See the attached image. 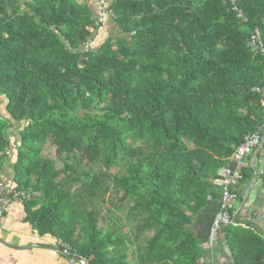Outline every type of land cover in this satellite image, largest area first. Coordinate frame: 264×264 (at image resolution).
I'll list each match as a JSON object with an SVG mask.
<instances>
[{
  "label": "trees",
  "instance_id": "16d2710c",
  "mask_svg": "<svg viewBox=\"0 0 264 264\" xmlns=\"http://www.w3.org/2000/svg\"><path fill=\"white\" fill-rule=\"evenodd\" d=\"M99 2L0 0V175L12 165L27 220L88 264H205L195 216L263 131L264 56L248 40L256 26L264 39V0H238L246 23L227 0H107L104 22ZM49 141L61 168L42 154ZM76 156L122 158L125 172L92 176ZM108 194L118 220L96 207ZM236 219L218 234L230 261L264 264V237Z\"/></svg>",
  "mask_w": 264,
  "mask_h": 264
},
{
  "label": "crops",
  "instance_id": "0c3cea01",
  "mask_svg": "<svg viewBox=\"0 0 264 264\" xmlns=\"http://www.w3.org/2000/svg\"><path fill=\"white\" fill-rule=\"evenodd\" d=\"M257 157L258 169L264 168V149L255 151L251 159ZM248 162V161H246ZM2 176H13L6 166ZM242 198L237 209L258 211L253 221L255 230L264 237V180L261 176L244 181L238 186ZM220 207V199L213 201L209 208L195 216L194 227L204 242L202 257L205 264H232L227 255L218 248L208 247L213 220ZM222 240L221 242H223ZM73 254H64L58 247V240L50 235L42 236L27 220L23 203H12L0 217V264H80Z\"/></svg>",
  "mask_w": 264,
  "mask_h": 264
},
{
  "label": "built area",
  "instance_id": "2783aa9c",
  "mask_svg": "<svg viewBox=\"0 0 264 264\" xmlns=\"http://www.w3.org/2000/svg\"><path fill=\"white\" fill-rule=\"evenodd\" d=\"M227 3L231 5L232 10L237 12V15L243 22L246 23L249 21L247 14L238 6V0H227ZM98 8L99 21L104 22L106 17L110 14L107 7V0H100ZM92 45L93 43H88V46ZM248 46L254 54H261L264 56V39L260 27L256 26L250 31ZM254 89L262 98L264 110V83L260 86H256ZM260 149H264V124L263 131L259 130L245 135L244 140L232 154L230 158L231 162L222 166L214 179V183L220 190V207L214 216L208 247L218 248L222 251L221 253L225 255H227L224 249L226 241H220L218 237L219 230L226 225L235 224L237 216L240 217L243 225L248 226L249 223L253 224L254 219L259 215L258 211L251 212L245 209H237L236 204L243 195L235 190V186L244 179L243 170L245 167H250L253 170L252 179L261 176L264 180V168L258 169L257 157L251 159V155ZM23 195V192L8 185L0 175V217L5 214L7 208L12 203H22ZM215 233L217 234L216 237L214 236ZM59 245L63 247L62 252L64 254L77 255L72 251L73 248L68 243L59 240ZM79 260L80 264H88L85 258Z\"/></svg>",
  "mask_w": 264,
  "mask_h": 264
},
{
  "label": "rangeland",
  "instance_id": "374dc122",
  "mask_svg": "<svg viewBox=\"0 0 264 264\" xmlns=\"http://www.w3.org/2000/svg\"><path fill=\"white\" fill-rule=\"evenodd\" d=\"M81 2H84V0H81ZM87 2H89V0H87ZM90 3H91V5H93L94 0H90ZM106 30H107V32H104L105 37L109 35V32H111L110 28H107ZM4 99H5V102L1 106V110L5 114L4 108H5V103L7 102V99L6 98H4ZM16 126L17 125L15 124L13 127H11L9 129V131L13 134V135H11L13 141H17V139L20 141V134H19V131L17 130V127ZM13 130L15 132H12ZM85 141L86 142H89V138L86 137L85 138ZM135 143L136 144H139V142H135ZM144 145L146 147V144L145 143H143V146ZM55 149H56V145L54 143H52L51 141H49L45 145V147L43 148L42 154L45 157L54 159L55 162H56V164L58 165V167H60V165H61L60 162L61 161H59L55 157ZM77 153H80V152H77ZM15 156H16V153H13L10 156V159H9V162L10 163L14 164V162H15ZM74 162H75V164L76 163L79 164V170L81 172H87V171H89L92 176H96V175H98V176L101 175L102 176V175H105V174H110L111 176H113L114 174L123 173V172H125V164H126V161L124 159L120 158L118 160V162L114 166L107 167V166H104L102 164V161H100V160H98L96 162H91V161H88L84 157H77V156L74 159ZM7 167L11 169L12 165H7ZM2 177H3V179L6 182L9 180L5 176H2ZM63 177H65V176H63ZM85 179H87V178H85ZM79 185L81 186V183L80 182L74 183V186L75 187H79ZM105 197L107 199V202H102V201L98 200L97 201V204H96V207H98V209L102 212V215H104V216L107 215L108 217H110L113 220H118V216H124V213L120 209H115V207L112 206V204L110 202V196H109V194L106 195ZM237 205H238V202H237L236 206ZM110 207H111V209H110ZM151 234H152V232H148L146 236L145 235L140 236V239L139 240H141L142 242H139V243L140 244L143 243L145 241V239L148 236H150ZM220 239H224L223 233H220ZM136 242L137 241H134V242L131 241L129 243L130 247L128 249H132L131 251L135 250L136 249V246L138 245ZM131 259H132V261H135V256H133V258H131Z\"/></svg>",
  "mask_w": 264,
  "mask_h": 264
},
{
  "label": "water",
  "instance_id": "95a60500",
  "mask_svg": "<svg viewBox=\"0 0 264 264\" xmlns=\"http://www.w3.org/2000/svg\"><path fill=\"white\" fill-rule=\"evenodd\" d=\"M215 237L217 236V234L215 233V235H214ZM75 257H77L78 259H83V257L82 256H80V255H75Z\"/></svg>",
  "mask_w": 264,
  "mask_h": 264
}]
</instances>
